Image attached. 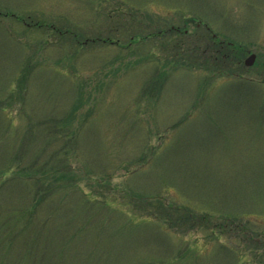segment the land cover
I'll list each match as a JSON object with an SVG mask.
<instances>
[{
  "label": "rangeland",
  "instance_id": "1",
  "mask_svg": "<svg viewBox=\"0 0 264 264\" xmlns=\"http://www.w3.org/2000/svg\"><path fill=\"white\" fill-rule=\"evenodd\" d=\"M263 67L264 0H0V264H264ZM160 204L245 226L173 231Z\"/></svg>",
  "mask_w": 264,
  "mask_h": 264
},
{
  "label": "trees",
  "instance_id": "2",
  "mask_svg": "<svg viewBox=\"0 0 264 264\" xmlns=\"http://www.w3.org/2000/svg\"><path fill=\"white\" fill-rule=\"evenodd\" d=\"M188 21L189 22H191V21L193 22V20H191V19L188 20ZM188 21H185V24ZM58 31H59V33H62L63 35L67 33V32H64L62 30H58ZM160 33H159V35H161ZM179 33H181V31ZM70 35H72L71 37L73 38L74 42H78V43L81 42L80 36H79L78 33H73V32L71 33L70 32ZM207 35L209 36L210 32L207 31V32H205V34H203L201 36L199 35V37H198V41L200 40L201 44H203V43L205 44L204 46H206L205 49L207 51L210 49L212 52L215 53L214 56H211L210 59L207 57L206 61H211V63L215 64V65L217 63L221 62V61H227V60H234V62L239 61V59H240V57H239L240 54L239 53L242 51V47L238 46V48H237L236 45L230 44V43H224V45H222L220 43L218 46L217 45H211L210 44L211 38L209 36V39H208ZM107 40L94 39L92 42L98 43V42L102 41V43H103V42H108ZM86 41L87 40H85V42ZM219 54L221 56L222 55H224V56L221 57ZM223 64H224V62H223ZM26 69H28V68H26ZM27 80H28V76H21L19 78V81H18L19 91L22 92L23 87L26 85ZM76 109H77V107L73 111H75ZM61 177L65 178V179H68V176H65V175H62ZM62 178H58L57 177L56 178L57 183H58V181H65ZM59 189H60V187H56V190H59ZM50 195H52V192L50 194H46V195L43 194L41 196L39 195L38 197L36 196V198H34L33 204L30 207H28L29 208L28 211H29V214L31 215L30 216L31 218H30V220L27 221V223H29L26 226L27 228L30 225H32L31 219L35 218V216L36 217L38 216L39 212L41 211V210L40 211H38V210L46 202V199ZM146 207L149 208V204H147ZM156 209H157V212L148 213L147 214V215H149V217H146V220L150 221V220L153 219V220L162 221V223L167 225L173 231H178V229L180 228L179 226H181V225L189 226L190 230L195 229L197 227L198 228H206V229H210L211 228V229H213V234L216 233V231H214L215 229H219L218 237H222L223 234H226V233H224L226 229L229 231V233H231L232 231H235V233L240 235V230H242V228L245 226V224H243L241 222L237 223V220L233 219V218H228L226 223H223V224L220 225V224H217V223L213 222L212 215H209L207 213H203L202 215L201 214H197L196 211H193L192 209H190L188 207H174V208L170 209V208H167L166 206H164V205L162 206V204H160V205H158V207H156ZM54 212H55V210H53L51 213L54 214ZM26 214H27V212H26ZM53 214H52L51 217L49 216L48 219H43V218L40 217L39 220L42 219V222L44 223V226H50L52 224V222H53V220H52ZM22 217H25V216H21V218ZM74 217L75 216H73L71 218L73 220L72 224H70V222L67 221V225H68V228L70 229V233L71 234H73V229L74 228H77V230L79 229V226L77 224H80V223H78L75 220ZM137 217L138 216L133 215V218L137 222L139 221V219H140V221H141V219H144V218H140V217L137 218ZM12 220L14 221V219L9 218V221H7L8 227L12 224V223L9 224V222H11ZM15 225H18V224L16 223L11 228H9V230L11 229V232H3L5 234H3L2 239H0V243L3 242V241L9 240V238H11L16 233V230H14V226ZM81 228H82V226H81ZM62 230H63V233L66 234V236L64 238L67 240L69 232H67V230L63 229V228H62ZM73 236H75V235H73ZM73 238L74 237H72V238L70 237L69 241H71ZM13 242H14V239L12 240L10 246H12ZM99 243H100V241H99ZM27 249H28V251L30 250L29 252L32 255L33 254L32 252L34 250L36 251L37 249H39L41 251L42 247L38 243V239H37V240H34L32 242H29V244L27 245ZM40 260L41 261L35 260L33 264H48V263H45L44 259L40 258ZM21 264H24V263L21 262ZM54 264H55V262H54ZM157 264H162V263H157Z\"/></svg>",
  "mask_w": 264,
  "mask_h": 264
},
{
  "label": "water",
  "instance_id": "3",
  "mask_svg": "<svg viewBox=\"0 0 264 264\" xmlns=\"http://www.w3.org/2000/svg\"><path fill=\"white\" fill-rule=\"evenodd\" d=\"M254 62H255V55L252 54L245 60V66L250 67L254 64Z\"/></svg>",
  "mask_w": 264,
  "mask_h": 264
},
{
  "label": "flooded vegetation",
  "instance_id": "4",
  "mask_svg": "<svg viewBox=\"0 0 264 264\" xmlns=\"http://www.w3.org/2000/svg\"><path fill=\"white\" fill-rule=\"evenodd\" d=\"M263 69H264V67H263ZM260 74H261L260 76H264V73L263 72H261Z\"/></svg>",
  "mask_w": 264,
  "mask_h": 264
}]
</instances>
